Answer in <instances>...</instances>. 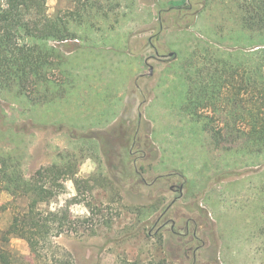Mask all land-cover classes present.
Masks as SVG:
<instances>
[{
  "label": "rangeland",
  "instance_id": "1",
  "mask_svg": "<svg viewBox=\"0 0 264 264\" xmlns=\"http://www.w3.org/2000/svg\"><path fill=\"white\" fill-rule=\"evenodd\" d=\"M81 3L46 0L75 38L47 43L61 57L49 71L60 98L0 92V156L24 179L72 165L39 207L68 206L73 231L52 234L44 250L74 264H264V151L210 131L208 110L194 115L188 101L208 61L254 46L241 21L254 0H87L72 20ZM10 201L0 192V231ZM163 220L173 229L157 231ZM9 245L30 264L25 241Z\"/></svg>",
  "mask_w": 264,
  "mask_h": 264
},
{
  "label": "trees",
  "instance_id": "2",
  "mask_svg": "<svg viewBox=\"0 0 264 264\" xmlns=\"http://www.w3.org/2000/svg\"><path fill=\"white\" fill-rule=\"evenodd\" d=\"M77 1L82 3L78 11L69 15L72 20L79 19L80 10L88 6L87 0H71V3ZM249 5L241 21L254 34V46L226 49L225 57L208 61L206 71H197L194 80L191 79L194 86L188 92V101H195L194 115L199 116V109L208 110L204 118L210 131L223 137L241 136L245 145L261 153L264 151V0H254V7L252 3ZM68 22L58 14L48 15L46 0H0V92L15 91L36 104L60 98L63 91L52 92L50 88L54 81L49 71L60 64L61 57L59 50L47 43L75 39ZM57 92L60 94L56 95ZM213 123L219 128L210 125ZM70 173L72 176V165L66 163L41 168L24 179L16 165L0 156V192L10 197L12 210L10 223L0 231V264H19L9 248L11 238L26 242L30 264L39 261L74 264L67 252L50 257L44 250L52 234L73 231L68 206L56 211L39 207L63 190L62 178H69ZM20 199L26 200L24 208L17 206Z\"/></svg>",
  "mask_w": 264,
  "mask_h": 264
},
{
  "label": "flooded vegetation",
  "instance_id": "3",
  "mask_svg": "<svg viewBox=\"0 0 264 264\" xmlns=\"http://www.w3.org/2000/svg\"><path fill=\"white\" fill-rule=\"evenodd\" d=\"M157 54V53H156ZM171 56L175 57L174 54H172ZM170 57V56H169ZM158 60H164V57H158L157 58ZM180 193H181V188H180ZM163 216H160L158 219H157V223L162 219ZM167 223H170L171 224V230L173 229L174 225H175V221L171 220H163L161 222V224L158 226L157 228V231L161 230ZM188 224L189 222H186L185 225H184V232L183 233H179L180 236H187L188 234V230H189V227H188ZM195 232H193V235H192V238L191 239H194L195 237Z\"/></svg>",
  "mask_w": 264,
  "mask_h": 264
},
{
  "label": "water",
  "instance_id": "4",
  "mask_svg": "<svg viewBox=\"0 0 264 264\" xmlns=\"http://www.w3.org/2000/svg\"><path fill=\"white\" fill-rule=\"evenodd\" d=\"M172 54H170L169 56H171ZM151 70V67L149 68Z\"/></svg>",
  "mask_w": 264,
  "mask_h": 264
},
{
  "label": "crops",
  "instance_id": "5",
  "mask_svg": "<svg viewBox=\"0 0 264 264\" xmlns=\"http://www.w3.org/2000/svg\"><path fill=\"white\" fill-rule=\"evenodd\" d=\"M170 54H172V53H170ZM132 81V80H131Z\"/></svg>",
  "mask_w": 264,
  "mask_h": 264
}]
</instances>
